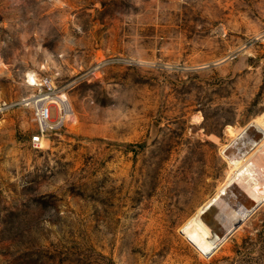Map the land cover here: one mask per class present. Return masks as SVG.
Returning <instances> with one entry per match:
<instances>
[{"label":"rangeland","instance_id":"obj_1","mask_svg":"<svg viewBox=\"0 0 264 264\" xmlns=\"http://www.w3.org/2000/svg\"><path fill=\"white\" fill-rule=\"evenodd\" d=\"M30 74L69 104L38 144ZM0 99V264H264V202L185 231L263 118L264 0H0Z\"/></svg>","mask_w":264,"mask_h":264},{"label":"bare ground","instance_id":"obj_2","mask_svg":"<svg viewBox=\"0 0 264 264\" xmlns=\"http://www.w3.org/2000/svg\"><path fill=\"white\" fill-rule=\"evenodd\" d=\"M30 80L36 83L32 74ZM53 103L67 106L66 95H60L58 100L55 97ZM233 134V144L225 147L226 155L234 161L233 170L217 193L198 208L185 228L186 234L204 253L215 251L238 224L264 202V171H258L264 166V115L250 127L234 129ZM243 137L245 147L249 143L252 145L242 153L240 146L244 144L238 140ZM236 142L240 143L239 147L234 146Z\"/></svg>","mask_w":264,"mask_h":264},{"label":"built area","instance_id":"obj_3","mask_svg":"<svg viewBox=\"0 0 264 264\" xmlns=\"http://www.w3.org/2000/svg\"><path fill=\"white\" fill-rule=\"evenodd\" d=\"M36 79L37 83L35 85L38 86V92L27 100L28 104L34 108L38 126L37 133L32 136L34 144H38L41 141V137L45 136L48 131L58 128L69 112V104L62 107L58 105L60 108V117L58 120H53V108L57 105L53 103L55 97H57L55 95L56 89L47 77H36Z\"/></svg>","mask_w":264,"mask_h":264},{"label":"water","instance_id":"obj_4","mask_svg":"<svg viewBox=\"0 0 264 264\" xmlns=\"http://www.w3.org/2000/svg\"><path fill=\"white\" fill-rule=\"evenodd\" d=\"M251 125H249L250 127ZM239 225V224H238ZM213 252L205 253L207 256L211 255Z\"/></svg>","mask_w":264,"mask_h":264}]
</instances>
